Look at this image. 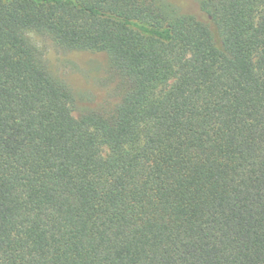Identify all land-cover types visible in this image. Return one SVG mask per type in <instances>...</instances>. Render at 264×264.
I'll return each mask as SVG.
<instances>
[{
  "label": "trees",
  "instance_id": "trees-1",
  "mask_svg": "<svg viewBox=\"0 0 264 264\" xmlns=\"http://www.w3.org/2000/svg\"><path fill=\"white\" fill-rule=\"evenodd\" d=\"M199 7L0 0V264H264V0ZM28 32L104 52L115 108Z\"/></svg>",
  "mask_w": 264,
  "mask_h": 264
},
{
  "label": "rangeland",
  "instance_id": "rangeland-1",
  "mask_svg": "<svg viewBox=\"0 0 264 264\" xmlns=\"http://www.w3.org/2000/svg\"><path fill=\"white\" fill-rule=\"evenodd\" d=\"M183 14L202 18L200 0H164ZM29 40L43 54L49 70L64 80L75 96L73 115L86 111L109 113L121 100L123 84L109 66L104 52L65 49L48 36L28 32ZM107 148L104 147V153Z\"/></svg>",
  "mask_w": 264,
  "mask_h": 264
}]
</instances>
